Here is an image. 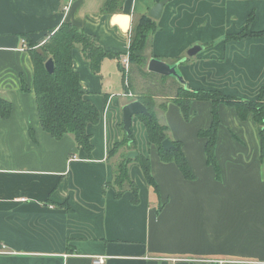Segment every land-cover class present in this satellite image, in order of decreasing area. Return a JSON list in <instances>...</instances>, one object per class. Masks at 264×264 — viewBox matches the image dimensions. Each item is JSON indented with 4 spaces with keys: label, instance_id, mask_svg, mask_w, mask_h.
<instances>
[{
    "label": "crops",
    "instance_id": "1",
    "mask_svg": "<svg viewBox=\"0 0 264 264\" xmlns=\"http://www.w3.org/2000/svg\"><path fill=\"white\" fill-rule=\"evenodd\" d=\"M158 1L124 0L106 11V0H0V96L11 103L7 117L0 113V242L8 250L0 264H95L93 255H106L105 264H264V162L253 114L241 119L233 106L219 105L218 178L199 135L212 124V102L193 100L186 120L173 96L156 93V114L169 138L182 142L196 178L161 160L135 116L137 150L150 158L160 196L134 161L139 202L129 188L118 197L112 185L119 152L110 151L123 138V106L131 101L119 58L129 52L133 20ZM64 21L118 54L94 72L79 48L73 52L85 98L101 114L87 127L91 155L72 134L56 139L40 121L29 42L44 43ZM157 22L148 61L174 63L194 43L208 44L197 55L207 62L180 65L187 86L259 97L264 35H236L264 30V0H172Z\"/></svg>",
    "mask_w": 264,
    "mask_h": 264
},
{
    "label": "trees",
    "instance_id": "2",
    "mask_svg": "<svg viewBox=\"0 0 264 264\" xmlns=\"http://www.w3.org/2000/svg\"><path fill=\"white\" fill-rule=\"evenodd\" d=\"M123 1L106 0L103 9L106 11L118 9ZM158 28L157 20L151 18L147 13L133 20L129 47L130 59L141 69L148 59L144 52L147 43ZM247 30L248 28L236 36H245L249 33L257 36L264 35V30L260 32H248ZM23 35L26 38L29 37L28 34ZM76 48H79L90 61L94 72L100 71L105 58L118 55L105 49L93 35L85 32L73 22L64 21L44 43L39 44L32 40L29 42V52L34 66V91L43 128L56 139L63 138L65 134H72L77 144L91 155L94 146L91 140L92 135L88 132L87 127L90 123H98L101 114L99 109L85 98L79 72L73 65V52ZM49 59L54 62L53 71L46 67V62ZM148 73L154 72L148 71ZM136 99L142 101L150 111V115L138 114L137 116L144 123L149 141L156 146L161 160L176 163L186 179H195V173L182 150L181 141L172 140L176 147L169 151L163 148V140L169 138V128L160 123L157 117L155 98L151 94H147L139 95ZM193 100H208L213 104L212 124L209 128L200 130L199 135L206 138L207 162L213 166L218 178L221 177V167L216 155V146L221 124L219 105L222 103L233 106L241 119H246L248 115L253 114L262 137L261 157L264 162V85L257 99H242L226 95L218 89H191L180 84L177 96L173 98V101L181 107L186 120L191 119ZM10 111L11 103L0 96V113L3 117H7ZM120 125L123 138L115 144L110 154L118 152L123 146L129 150H137L133 129L131 137H128L123 128V121ZM126 155L127 153L120 162L115 164L112 185L116 189L117 196L120 197L129 188L133 193V202L138 203L140 200L139 186L129 173V164L134 160L140 164L148 185L153 187L160 196L159 184L153 175L150 158L139 153L138 156L127 160ZM161 208L162 206L159 207V210Z\"/></svg>",
    "mask_w": 264,
    "mask_h": 264
},
{
    "label": "rangeland",
    "instance_id": "3",
    "mask_svg": "<svg viewBox=\"0 0 264 264\" xmlns=\"http://www.w3.org/2000/svg\"><path fill=\"white\" fill-rule=\"evenodd\" d=\"M170 1H172V0H169L167 2V4ZM149 43H150V39H149L147 46L145 48V51H144L145 55L147 57L149 56V55H147ZM197 44H200V43L196 42L193 45H191L189 48H187L184 56H182L181 58H179L176 61V62H178L179 60L183 59V61H181L179 66H178V69L183 76H184V74L182 73L180 65L185 66V65L191 64L195 61H199V60H204V62L208 61L207 58L202 57L203 55L201 56V58L197 57V55L199 53H202L204 51L205 47H207L208 44H200L203 46V48H202V50H200V52H198V54H196L194 56L188 55V50ZM148 59H147V63L142 66V69L138 64L132 63L131 59H130V69L128 72L129 88L128 87L127 88L129 89L128 91H131L133 93V96L132 97L128 96V97L131 100H135L139 95L151 94L153 97H155L156 93H159V95H162L161 93H165L166 95L173 96V98L176 97L178 90L180 88L179 81L177 80L178 81L177 82V81H175L169 77H163V76L158 75L156 73H148V69H147ZM221 60L222 59H220L219 57L216 58L217 62H220ZM176 62H174V63H176ZM120 68H121V66H120ZM206 70H207L206 65H199L198 72L201 75L206 76V73H205ZM184 78H185V76H184ZM185 81H187L186 78H185ZM121 89H122V92H125V91L127 92L126 88L123 87V83H122ZM235 97H240V96L237 95ZM240 98H242V97H240ZM165 101H167V100H165ZM159 107H160V105L157 106V108H159ZM155 111H157V110L155 109ZM157 116H158L160 123L164 122L162 120V118H159V114ZM127 150H129V149L126 146H123L119 149V151H118L119 152V155H118V161L119 162L124 158V155L128 152ZM134 162H137V161L134 160ZM137 166H139L138 162H137ZM139 168L141 169L140 166H139Z\"/></svg>",
    "mask_w": 264,
    "mask_h": 264
},
{
    "label": "water",
    "instance_id": "4",
    "mask_svg": "<svg viewBox=\"0 0 264 264\" xmlns=\"http://www.w3.org/2000/svg\"><path fill=\"white\" fill-rule=\"evenodd\" d=\"M169 0H160L158 1L148 12V15L155 19L158 20L161 18L164 7L167 4ZM203 46L200 44L194 45L192 48L188 50V55L189 56H194L202 50ZM183 61V59L179 60L176 63H168L167 61L158 58V57H152L148 61L147 69L150 72H154L163 76H172L176 80L179 81L180 84H183L185 87L187 86V81H185L184 76L180 73L178 66L180 62ZM46 67L50 70H54V62L52 59H49L46 62ZM138 114H146L150 115V111L148 107L140 100L135 99L132 100L128 103H126L123 106V128L125 132L127 133L128 137H131L132 135V129H133V118L137 116ZM264 131V128H263ZM163 148L166 151L171 150L172 148H175V144L170 138H166L162 142ZM139 152L138 150L131 149L128 151L126 155V159L129 160L130 158H134L138 156Z\"/></svg>",
    "mask_w": 264,
    "mask_h": 264
},
{
    "label": "built area",
    "instance_id": "5",
    "mask_svg": "<svg viewBox=\"0 0 264 264\" xmlns=\"http://www.w3.org/2000/svg\"><path fill=\"white\" fill-rule=\"evenodd\" d=\"M22 42H23V46L21 49L22 50L28 49L26 38H23ZM119 62H120V66H121V68H120L121 72L123 73V82H124L125 88L127 90V92H125V95L132 97L133 93L131 91H128L129 90L128 89L129 88L128 72L130 69V52H127L126 54L124 53V55L120 56ZM0 253H8V250H6L5 245L1 242H0ZM92 258H93V261L95 264H105V262L107 260L106 255H93Z\"/></svg>",
    "mask_w": 264,
    "mask_h": 264
}]
</instances>
